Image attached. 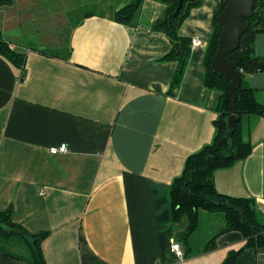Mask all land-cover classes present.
Returning <instances> with one entry per match:
<instances>
[{
	"label": "crops",
	"instance_id": "crops-1",
	"mask_svg": "<svg viewBox=\"0 0 264 264\" xmlns=\"http://www.w3.org/2000/svg\"><path fill=\"white\" fill-rule=\"evenodd\" d=\"M98 3L104 12L91 10ZM124 4L13 0L0 7V36L24 57L20 68L0 55V212L9 208L31 234L47 233L44 264H220L244 245L241 234H220L213 250L202 252L205 243L177 259L169 243L187 219L172 221L168 197L186 158L214 137L220 93L203 84V58L216 2L202 0L178 29L188 60L173 93L177 61L161 60L173 45L151 29L165 4L143 0L135 24L123 25L112 14ZM192 39L202 45L192 50ZM254 49L264 56V33ZM245 82L264 104V73ZM247 121L250 155L214 172L213 183L221 194L252 198L264 221V118ZM60 145L65 153L50 152ZM244 252L237 264H264V248ZM0 264L24 262L0 252Z\"/></svg>",
	"mask_w": 264,
	"mask_h": 264
},
{
	"label": "trees",
	"instance_id": "trees-1",
	"mask_svg": "<svg viewBox=\"0 0 264 264\" xmlns=\"http://www.w3.org/2000/svg\"><path fill=\"white\" fill-rule=\"evenodd\" d=\"M12 1L0 0V7L10 5ZM158 1L165 4V10L162 16L152 24L151 29L165 34L173 45L171 52L161 59L177 61L169 89V92L173 93L182 80L188 60L187 41L178 35V29L190 10L198 7L202 0H183L180 11L174 17L171 15L175 12L179 0ZM142 2L143 0H134L122 6L114 11L112 18L123 25H134ZM215 2L212 33L203 58L205 68L203 84L207 89L220 93L215 106L217 118L214 121V137L209 144L186 158L181 174L170 184L168 197L172 221L179 222L184 217L187 219L185 231L175 238V241L184 247V253H191L190 246L188 247L189 238L198 229L199 213H219L224 220V226L206 242L202 252L215 248L214 241L218 235L231 231L239 232L244 245L238 251L229 252L220 263L237 264L240 254L244 251L264 248V221L252 198L233 197L217 192L213 175L217 170L230 168L250 155L252 145L247 137L250 134L251 124L247 119L248 117L264 118V104L258 101L256 90L245 82L248 75L264 73V56L258 55L254 49L256 35L264 33V0H254L249 17L242 19L247 30L242 34L239 46L226 56V60L241 80L240 86L234 92L236 121L232 122L230 129L227 123L230 116V99L227 93L229 81L219 73L212 72L210 67L222 32V26L216 17L228 0H215ZM176 45L179 46L182 54L176 52ZM0 55L13 65L23 68V55L13 52L1 36ZM46 236L45 232L31 234L21 225L14 223L9 208L0 212L1 253L18 258L24 264H44L41 243Z\"/></svg>",
	"mask_w": 264,
	"mask_h": 264
},
{
	"label": "water",
	"instance_id": "water-1",
	"mask_svg": "<svg viewBox=\"0 0 264 264\" xmlns=\"http://www.w3.org/2000/svg\"><path fill=\"white\" fill-rule=\"evenodd\" d=\"M183 0H179L175 12L171 16H176L182 7ZM254 0H228L225 7L217 15L216 19L222 26V32L218 38L216 53L211 60V71L222 75L229 84L227 93L230 99L229 112L227 119L228 128H231L232 122L236 121L235 113V95L234 92L240 86L241 80L232 65L226 60V56L235 51L240 43L242 34L247 30V26L242 19H247L253 8ZM176 52L182 54L179 46H175Z\"/></svg>",
	"mask_w": 264,
	"mask_h": 264
},
{
	"label": "rangeland",
	"instance_id": "rangeland-1",
	"mask_svg": "<svg viewBox=\"0 0 264 264\" xmlns=\"http://www.w3.org/2000/svg\"><path fill=\"white\" fill-rule=\"evenodd\" d=\"M111 1V3L113 4V2L115 1H119V0H108ZM134 0H126V4L133 2ZM101 2L103 3L104 0H101ZM124 4V5H126ZM91 10L95 13H101L104 12L106 9V7L103 6V4L98 3L96 4L94 7H90ZM121 8V7H120ZM218 215H221L218 213ZM201 221V222H200ZM223 220H220L218 217H208V216H204L201 218V220H199V226L197 231L189 238V246L193 249V250H198L200 248H202L204 246V244L210 239L212 238L213 234H214V229L215 226H220L222 225ZM245 253V252H244ZM248 255H240L239 258L241 257H247ZM252 259L255 261V258L257 255H251ZM186 257V255H185ZM238 258V259H239ZM259 258L261 259V261L264 262V255H262V252H260L259 254Z\"/></svg>",
	"mask_w": 264,
	"mask_h": 264
},
{
	"label": "built area",
	"instance_id": "built-area-1",
	"mask_svg": "<svg viewBox=\"0 0 264 264\" xmlns=\"http://www.w3.org/2000/svg\"><path fill=\"white\" fill-rule=\"evenodd\" d=\"M202 45L201 41L198 39H192L190 42V48L192 50L200 47ZM67 150V147L65 145H60L58 148H51L50 152L52 154L56 153H65ZM169 252L173 254L177 259H183L184 257V252L181 247V244L176 242L175 240H171L169 243Z\"/></svg>",
	"mask_w": 264,
	"mask_h": 264
}]
</instances>
